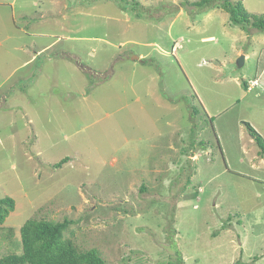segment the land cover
Returning a JSON list of instances; mask_svg holds the SVG:
<instances>
[{
	"label": "rangeland",
	"instance_id": "374dc122",
	"mask_svg": "<svg viewBox=\"0 0 264 264\" xmlns=\"http://www.w3.org/2000/svg\"><path fill=\"white\" fill-rule=\"evenodd\" d=\"M128 1L0 0V258L28 219L67 218L110 264H264V32Z\"/></svg>",
	"mask_w": 264,
	"mask_h": 264
},
{
	"label": "trees",
	"instance_id": "16d2710c",
	"mask_svg": "<svg viewBox=\"0 0 264 264\" xmlns=\"http://www.w3.org/2000/svg\"><path fill=\"white\" fill-rule=\"evenodd\" d=\"M118 1L121 8L126 11L136 10L142 6L138 1H132V3L128 0ZM194 5L202 11V8L221 7L229 13L232 25H239L248 31L250 27H253L264 32V14L257 15L249 12L241 0H220V2L219 0H199L194 2ZM141 15L142 13L139 12V16ZM246 126L255 142L262 147L261 154L264 155L263 137L249 122ZM59 165L61 162L57 164ZM15 205L16 201L13 197L0 196V224L5 222L10 212L15 209ZM71 223L72 221L67 218L57 222L47 219H28L20 229L21 252L6 254L0 258V264H110L97 249L80 251L71 239L65 237L64 232ZM234 264L244 263L237 261Z\"/></svg>",
	"mask_w": 264,
	"mask_h": 264
},
{
	"label": "crops",
	"instance_id": "0c3cea01",
	"mask_svg": "<svg viewBox=\"0 0 264 264\" xmlns=\"http://www.w3.org/2000/svg\"><path fill=\"white\" fill-rule=\"evenodd\" d=\"M253 49H256L255 47L253 48ZM251 50H248V51H246V52H239V54H244V56H245V61H246V58L251 54V52H250ZM264 72V68H263V70H262V72H261V74ZM261 80L263 81V83L261 82ZM261 80L259 79V78H255L253 81H252V84L250 83H247L246 85L248 86V90H251L252 89V86H260V87H262V90H264V79L263 78H261ZM255 84V85H254ZM252 85V86H251ZM247 90V91H248ZM254 139V138H253ZM260 154H261V152L260 153H257L256 154V157L254 158L255 160L256 159H259V161H260V163H264V155H261L260 156Z\"/></svg>",
	"mask_w": 264,
	"mask_h": 264
},
{
	"label": "water",
	"instance_id": "95a60500",
	"mask_svg": "<svg viewBox=\"0 0 264 264\" xmlns=\"http://www.w3.org/2000/svg\"><path fill=\"white\" fill-rule=\"evenodd\" d=\"M244 62H245V56H244V54H243V55H241V56L239 57V59H238V61H237L238 66H239V67H242L243 64H244Z\"/></svg>",
	"mask_w": 264,
	"mask_h": 264
}]
</instances>
